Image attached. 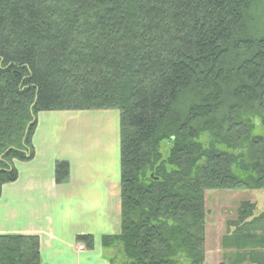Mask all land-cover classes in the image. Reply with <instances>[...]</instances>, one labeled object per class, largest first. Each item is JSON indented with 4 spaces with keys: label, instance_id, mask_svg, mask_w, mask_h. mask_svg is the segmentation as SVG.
Here are the masks:
<instances>
[{
    "label": "trees",
    "instance_id": "obj_1",
    "mask_svg": "<svg viewBox=\"0 0 264 264\" xmlns=\"http://www.w3.org/2000/svg\"><path fill=\"white\" fill-rule=\"evenodd\" d=\"M258 1L0 0V190L34 155L38 112L118 110L120 230L102 246L121 264H205L207 191L264 189ZM69 172L55 162L56 183ZM255 209L240 201L221 238L228 264H264ZM0 264H41L39 238L0 235Z\"/></svg>",
    "mask_w": 264,
    "mask_h": 264
},
{
    "label": "crops",
    "instance_id": "obj_2",
    "mask_svg": "<svg viewBox=\"0 0 264 264\" xmlns=\"http://www.w3.org/2000/svg\"><path fill=\"white\" fill-rule=\"evenodd\" d=\"M32 144L33 157L14 160L17 178L1 187L0 235L37 236L41 264L112 263L101 239L120 230L119 111H40ZM57 160L70 167L59 184ZM83 234L92 248L76 242Z\"/></svg>",
    "mask_w": 264,
    "mask_h": 264
},
{
    "label": "rangeland",
    "instance_id": "obj_3",
    "mask_svg": "<svg viewBox=\"0 0 264 264\" xmlns=\"http://www.w3.org/2000/svg\"><path fill=\"white\" fill-rule=\"evenodd\" d=\"M246 29L256 35L264 33V0L258 1L249 11ZM258 130L262 131L258 126ZM250 200L256 203L255 213L264 212V189H232V190H208L207 206L209 209L207 217V236L205 242V264H228L227 259L222 257L224 248L221 238L230 230L229 222L236 218V210L239 202ZM105 253L108 261L115 264L125 262L119 243L110 246ZM231 253V252H229ZM206 256L207 259H206ZM225 259V261H224ZM231 260V257H229Z\"/></svg>",
    "mask_w": 264,
    "mask_h": 264
}]
</instances>
